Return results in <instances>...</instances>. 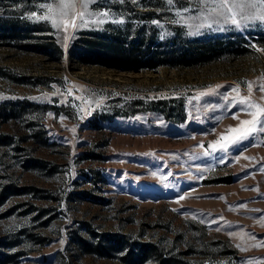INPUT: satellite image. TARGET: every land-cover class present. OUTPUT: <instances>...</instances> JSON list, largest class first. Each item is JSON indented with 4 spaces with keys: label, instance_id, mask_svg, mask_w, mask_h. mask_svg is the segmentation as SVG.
Instances as JSON below:
<instances>
[{
    "label": "rangeland",
    "instance_id": "374dc122",
    "mask_svg": "<svg viewBox=\"0 0 264 264\" xmlns=\"http://www.w3.org/2000/svg\"><path fill=\"white\" fill-rule=\"evenodd\" d=\"M43 3L0 0V264H264V132H229L234 87L264 106L260 5Z\"/></svg>",
    "mask_w": 264,
    "mask_h": 264
},
{
    "label": "snow or ice",
    "instance_id": "6c2138e0",
    "mask_svg": "<svg viewBox=\"0 0 264 264\" xmlns=\"http://www.w3.org/2000/svg\"><path fill=\"white\" fill-rule=\"evenodd\" d=\"M95 0H81V3L84 5L85 9L87 8L89 3H94ZM168 4H172L173 0H167ZM199 3H212L216 4L218 8L222 10H226L227 12L231 13V16L228 17V19L231 20V23L234 25L239 26V21L236 19V13L232 11V7L229 5H235L237 3V0H198ZM242 3L247 4L251 8H256L257 4L260 5V10L258 13H254L248 16L243 17V19L249 20V21H255L259 20L261 22H264V0H242ZM55 4V7H54ZM41 8L47 9L49 15L38 17L40 19H46V20H52L53 27H59L61 24L67 26L75 25V19L78 15L81 20H83V17L85 15L84 11H81L79 13H75L72 17L69 19H65V17L69 16V13L67 9L75 10V4L74 0H53V3H43L40 5ZM211 11L215 12L216 9H212ZM59 14L60 20L59 23H57L56 16ZM179 14V13H178ZM221 15H223V11L220 12ZM33 16L36 14L33 13ZM94 15L100 16V17H107L109 13L107 11L95 13ZM98 22H103V20H99ZM156 23V21H153ZM258 51H264V49H257ZM245 83L248 85L249 93L252 92V85L251 82L245 81ZM259 90L261 92H264V85H261ZM233 92H236L237 99L233 106L235 107L237 104L242 106V110H249L248 114L252 116V119L250 120H244L242 121V125H245L247 127L243 128H230L229 132L235 133L234 137L231 139V143H238L241 140L247 139L248 137L252 136L255 133L258 132H264V106L260 105L259 103H255L251 101L250 96H240L239 92V85L234 87L232 89ZM262 100H264V96L261 97ZM222 139H227L222 137ZM220 144V141H217L214 143L213 148H216V145ZM221 147H226V145H221ZM184 197L182 196L181 199ZM261 219H264V217H261ZM219 230V229H217ZM251 235V234H249ZM254 238V237H253ZM259 246V245H258Z\"/></svg>",
    "mask_w": 264,
    "mask_h": 264
},
{
    "label": "trees",
    "instance_id": "16d2710c",
    "mask_svg": "<svg viewBox=\"0 0 264 264\" xmlns=\"http://www.w3.org/2000/svg\"><path fill=\"white\" fill-rule=\"evenodd\" d=\"M117 40L118 39L115 36L112 41L114 44H116ZM144 41H145L144 39H141V40L139 39V42L141 43V45H142V43H144ZM176 41L177 40H174V43ZM146 43H148V47L146 48L147 54L144 55L143 57L146 58V62H152L154 59H157L156 58L157 54L154 50L153 51L151 50L150 42L147 41ZM119 50L120 49H117L116 47H114L111 51L108 50L104 54H100L99 52H94L93 54L95 56L103 55L105 57L106 61H109L110 65H113V64L117 65L118 63H121V61H124V60L128 61L129 60L128 58L132 57V55H129V54L120 56L121 54H120ZM214 50H215V46H212V47L210 46V47H208L207 50L202 51V52L199 51V49H197V48L195 49L194 47H191V48H189V50H187V51L183 52L181 55H179V58H177V59H179V61H184L186 63H188V62L190 63L192 61L200 62V61H203L204 59H207V58L211 57L212 55H214L213 54ZM144 53H145V51H144ZM175 53L171 54L172 59L176 58Z\"/></svg>",
    "mask_w": 264,
    "mask_h": 264
}]
</instances>
